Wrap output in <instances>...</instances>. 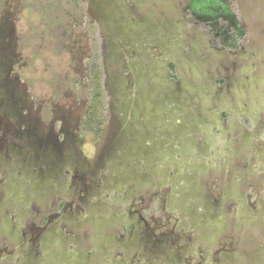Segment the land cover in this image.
<instances>
[{"label":"rangeland","instance_id":"rangeland-1","mask_svg":"<svg viewBox=\"0 0 264 264\" xmlns=\"http://www.w3.org/2000/svg\"><path fill=\"white\" fill-rule=\"evenodd\" d=\"M186 2L0 0V234L18 244L52 217L37 264H264V0H234V50Z\"/></svg>","mask_w":264,"mask_h":264},{"label":"trees","instance_id":"trees-1","mask_svg":"<svg viewBox=\"0 0 264 264\" xmlns=\"http://www.w3.org/2000/svg\"><path fill=\"white\" fill-rule=\"evenodd\" d=\"M185 10L192 24L207 29L211 39L223 48L234 50L238 43L245 38L237 13L234 10V0H187ZM91 29V28H90ZM90 64V81L92 86L89 93L87 115H85L84 130H93L96 135L101 131L106 111L105 91L102 82L104 75L99 63V47L92 45ZM96 128L98 130H96Z\"/></svg>","mask_w":264,"mask_h":264},{"label":"flooded vegetation","instance_id":"flooded-vegetation-1","mask_svg":"<svg viewBox=\"0 0 264 264\" xmlns=\"http://www.w3.org/2000/svg\"><path fill=\"white\" fill-rule=\"evenodd\" d=\"M185 12H186V10H185ZM186 14H187V12H186ZM187 16H188V14H187ZM189 17V16H188ZM190 18V17H189ZM102 65V64H101ZM102 69H103V73H104V75H103V77H102V82H104V80H105V69H104V67L102 66ZM56 126V125H55ZM53 128V129H52ZM50 130H52V131H54V127H52ZM98 136V135H97ZM48 142H51L52 143V145H54L55 146V148H56V139H55V142H52V141H49V139L47 140V142H46V144H48ZM59 143H60V146H62V144H63V142H64V136H62V138H60L59 139V141H58ZM27 144V143H26ZM48 148V149H47ZM50 149H49V146L48 147H46V149H42V150H40V156H41V154L42 155H44L45 153L46 154H48V156H51L50 154ZM55 153V152H54ZM68 154V153H67ZM51 163V162H50ZM87 166H90V163L87 165ZM85 169H87V167L85 168ZM87 170H91V169H87ZM80 171V170H79ZM93 171V170H92ZM91 174H92V172H91ZM90 174V175H91ZM158 200V199H157ZM154 209H156V206H157V204L156 203H154ZM55 206V212H56V210H57V212H58V214H65L66 212H65V210H66V208H67V205L65 204V201L64 200H60L58 203H57V205L55 204L54 205ZM34 208H32V209H30V211H31V218H34L35 216H40V211L38 210L39 209V207H37V209H36V207L35 206H33ZM130 207L131 208H129L128 209V212H127V217L128 218H130L131 217V214H135V213H137L138 214V216L140 215L139 214V211L136 209V207H135V204H131L130 205ZM46 210V209H45ZM38 211H39V213H38ZM47 211V210H46ZM146 212V211H145ZM148 212V211H147ZM54 216H56V213H55V215ZM140 218H139V220L137 221V222H140V221H142L143 223H144V221L142 220L143 218H142V216L140 215L139 216ZM51 218L52 217H45V216H40V218H39V223L40 224H42V225H44V230L42 229L41 230V233L39 234V236H37L36 238H33L31 235H32V231H33V229H34V225L32 224V221H30V223H29V225L27 226V225H25L24 227L22 226V228H23V230H22V237L23 238H26V239H24L22 242H20V243H18V244H16V243H14V244H12V245H10V244H7L8 243V240L6 241V237H2L1 236V234H0V264H17V262H18V260H19V258L20 257H22V258H26L27 257V255H25L24 256V253H22V250L25 248V247H30L31 249H32V252H33V257H32V260L34 259V256H36L35 257V260H36V262L35 261H33V264L35 263V264H37V262H38V258H37V256H38V252H34V249H36V250H39V248H41V246H43L44 245V241H45V238L44 237H46L45 236V234H46V230H47V228L50 226V224L54 221V219L53 220H51ZM52 225V224H51ZM135 227V225L134 226H132L131 228L133 229ZM131 229V230H132ZM27 231V233H28V235H26L25 236V232ZM39 240H42L41 242H39ZM85 242V241H84ZM76 243V242H75ZM154 243H156V242H154ZM76 244H79V242L78 243H76ZM14 245L16 246L15 247V249H14ZM23 245V246H22ZM71 247H72V249H74L75 250V248H77V246L79 247V245H70ZM19 247H23V249H21V252H20V254H19V256L20 257H16L15 258V255H16V250H18V248ZM74 256H75V258L76 257H79L78 256V254L76 253V252H74ZM13 261H14V263H13Z\"/></svg>","mask_w":264,"mask_h":264}]
</instances>
